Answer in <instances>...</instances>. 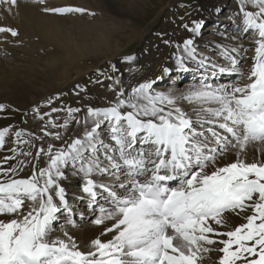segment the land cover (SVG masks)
<instances>
[{
	"label": "snow or ice",
	"instance_id": "1",
	"mask_svg": "<svg viewBox=\"0 0 264 264\" xmlns=\"http://www.w3.org/2000/svg\"><path fill=\"white\" fill-rule=\"evenodd\" d=\"M241 4L242 31L251 33L253 43L243 48L239 59L231 53L240 49H225L228 64L220 65L198 54L193 40L186 39L184 54L176 55V70L188 72L186 61L194 62L202 70L198 84L175 95L154 89L161 76L128 91L109 85L115 100L108 107L87 108L85 118L76 120L84 125L81 136L66 147L53 151L49 145L47 152H37L48 156L46 167L33 165L30 176L20 177L25 162L4 168L2 163L16 157L4 158L0 264H203L214 251L221 254L215 264H264V0ZM4 5L11 12L18 0H0V7ZM202 24L195 22L189 31L199 34ZM5 32L18 35L15 29L0 27V33ZM249 50L254 55L246 68ZM169 71L163 68L165 75ZM220 75L235 76L237 82H207ZM79 111L68 109L69 115ZM67 126L68 121L53 124ZM105 127L107 143L101 136ZM8 131L0 129V147ZM51 135L60 139L59 134ZM250 149L255 150L251 162ZM230 154L235 159L225 163ZM69 167L80 176L88 207L97 206L101 198L105 201L92 223L109 225L101 235L113 233L107 241L91 240L87 251L64 228L63 237L52 235L61 212L69 214L67 224H74L62 185ZM233 217L246 222L233 228ZM217 244L222 247H214Z\"/></svg>",
	"mask_w": 264,
	"mask_h": 264
},
{
	"label": "bare ground",
	"instance_id": "2",
	"mask_svg": "<svg viewBox=\"0 0 264 264\" xmlns=\"http://www.w3.org/2000/svg\"><path fill=\"white\" fill-rule=\"evenodd\" d=\"M145 2V0H42V2L41 0H18V5L11 8V12L5 10L7 5L0 7V27L12 28L18 32L15 37L7 32L0 33V100H10L30 108L35 106L38 99L48 90L66 93L91 69L102 63H112L126 51L123 47L124 42L133 34V21L130 19L132 26L129 25L128 17L134 12L139 13L143 10L146 12ZM140 6H143L142 11ZM62 7L80 8L84 11L66 14L44 11L45 8ZM203 8L206 15L195 16L190 26L192 28L195 22L203 21L199 34L188 30L187 35H178L182 52L170 51L168 66H164L169 69L172 66L169 73L167 75L163 73V67H159L161 59L155 55L147 65H140V70L133 68L135 72L129 78L128 86L155 80L157 76H161L162 79L156 82L154 89L163 92L170 90L175 95L198 84L202 70L198 71L194 62L186 61V66L190 69L188 72L176 70V55L184 54L182 45L186 39L193 40V46L198 54L225 66L228 64L223 55L225 49H240V52L231 53L239 59L243 54V48H251L253 41L242 31L241 7H236L230 0H210L203 5ZM236 14L239 19L233 20L231 16ZM205 24L208 25L203 27ZM141 38L144 39L145 36ZM130 41L131 39L128 42ZM151 51L154 50L151 49ZM253 55L254 52L247 54L248 59L243 62L246 68L251 65L250 58ZM184 77L187 79L185 84L178 87L176 83ZM207 82L229 84L236 83L237 79L235 76L220 75ZM240 82L246 83V81ZM102 93H105L107 98H116V95L106 86ZM110 102L112 101L108 99L107 107ZM181 106L189 109L186 102L181 101ZM83 130L84 125L80 124L78 134L82 135ZM101 136L106 143L109 142L106 127L101 131ZM41 143L40 146H43L45 142ZM66 145L62 146L66 147ZM62 146H58L57 149ZM254 151V149L249 150L247 156L249 162L253 159ZM234 159V154H230L224 162H231ZM35 162L41 163V168L46 167L48 156H38ZM65 172L62 185L66 189L69 205L73 209L71 219L74 224H67L69 214L61 212L55 224L56 230L52 235L61 232L60 229L64 228L76 240L80 249L87 251L89 242L97 238L98 234L102 241L112 238L113 233L101 235L104 228L109 226L108 224L97 226L90 222L94 214L97 216L100 214L99 205H104L105 201L101 198L97 206L88 207L87 197L81 192L80 176L71 167L65 169ZM30 175L19 173L20 177ZM98 179L111 178L98 177ZM71 186L76 188L71 189ZM245 222L243 219L233 217L231 226L234 228ZM217 239H226V237ZM214 247L218 248L222 245L217 244ZM219 255L221 254L218 252H211L204 259L203 264H215Z\"/></svg>",
	"mask_w": 264,
	"mask_h": 264
},
{
	"label": "rangeland",
	"instance_id": "3",
	"mask_svg": "<svg viewBox=\"0 0 264 264\" xmlns=\"http://www.w3.org/2000/svg\"><path fill=\"white\" fill-rule=\"evenodd\" d=\"M145 1L144 9L146 12H144L143 6H140L143 14L142 12H134L128 17L129 25L132 26L131 20L133 21V34L124 42L123 47L126 51L112 63H102L91 69L85 77L73 84L66 93L48 90L38 99V103L30 108L23 107L10 100H0V105L4 106L0 110V129L7 128L9 130L8 135L5 137V144L0 147V163L6 157H16L2 163L4 168L16 165L19 161H24L23 171L20 173L31 174L33 165L37 169L41 168V163L35 162V158L38 157L37 152L40 150L47 152L49 145L53 146V151H55L58 146L71 143L72 139L81 136L78 134L80 124H77L76 120L85 118L87 108H104L107 107L108 99L110 101L115 100L107 98V95L102 93L104 87L106 86L114 95H116L115 91L110 90L109 85H112L115 90H119L120 87H124L126 91L130 90L131 86H128V80L135 72L133 68L140 70L141 66L147 65L155 55L161 59L159 67L164 68L169 63L171 50L182 52L178 35H187L195 16L201 15L204 17L206 15L203 5L210 0ZM230 1L236 7L242 6L241 0ZM247 7L252 11L256 10L251 8L250 5ZM231 18L233 20L239 19L237 14L231 16ZM185 25L188 27H185ZM207 25L205 24L203 27ZM143 35L145 36L144 39L141 38ZM245 35L252 40V35H249V33ZM130 39L131 41L128 42ZM166 41L168 43H165ZM127 42L128 44H126ZM127 45L128 47H125ZM139 46L140 49H138ZM151 49L154 51H151ZM249 53L253 54V52H247V54ZM130 55L134 59L126 61L125 57ZM175 66H177L176 63ZM171 67L170 69H172ZM108 77H112V79H108ZM116 80H119L120 84H116ZM186 80L185 77L180 79L176 83L177 86H183ZM73 108L80 109V111L69 115L68 109ZM53 109L59 111H53ZM49 121H52V123H49ZM65 121H68L67 127H53V124L61 125ZM16 132H21L22 135L18 138L15 135ZM51 134H59L60 139H56L55 135ZM21 141H28V143H22ZM41 142H45L43 146H40ZM13 149L15 151H12ZM25 152H29L31 155H23ZM43 156L46 157V155ZM70 188L75 189L76 187L71 186ZM96 217L97 215L94 214L90 222ZM54 236L63 237V234L59 232ZM97 237L101 239L100 234ZM239 263L243 262L238 261L237 264Z\"/></svg>",
	"mask_w": 264,
	"mask_h": 264
}]
</instances>
